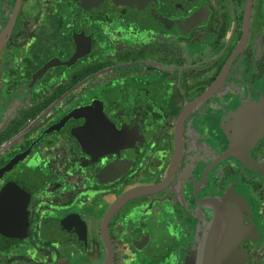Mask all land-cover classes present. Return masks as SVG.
Instances as JSON below:
<instances>
[{
    "label": "flooded vegetation",
    "instance_id": "obj_1",
    "mask_svg": "<svg viewBox=\"0 0 264 264\" xmlns=\"http://www.w3.org/2000/svg\"><path fill=\"white\" fill-rule=\"evenodd\" d=\"M259 103L264 0H0V264H180L230 189L264 264Z\"/></svg>",
    "mask_w": 264,
    "mask_h": 264
},
{
    "label": "water",
    "instance_id": "obj_2",
    "mask_svg": "<svg viewBox=\"0 0 264 264\" xmlns=\"http://www.w3.org/2000/svg\"><path fill=\"white\" fill-rule=\"evenodd\" d=\"M254 106L249 109L243 105L224 124L227 142L222 159L234 156L247 168L258 166L252 148L264 135L259 115L263 103ZM211 204L217 208L215 219L201 229L196 245L180 264H246L249 254L244 241L256 242L261 238L248 201L230 189Z\"/></svg>",
    "mask_w": 264,
    "mask_h": 264
}]
</instances>
